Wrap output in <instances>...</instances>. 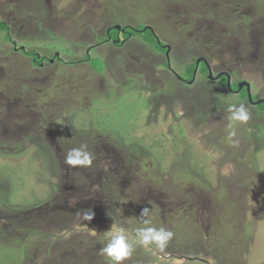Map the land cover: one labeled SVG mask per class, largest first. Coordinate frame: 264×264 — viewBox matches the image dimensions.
<instances>
[{"label": "rangeland", "instance_id": "rangeland-1", "mask_svg": "<svg viewBox=\"0 0 264 264\" xmlns=\"http://www.w3.org/2000/svg\"><path fill=\"white\" fill-rule=\"evenodd\" d=\"M0 20V264H111L105 232L134 241L144 208L174 237L124 264H264L263 106L196 63L264 100V0H0ZM116 25L150 26L169 54L108 40ZM81 145L91 166L66 165Z\"/></svg>", "mask_w": 264, "mask_h": 264}, {"label": "clouds", "instance_id": "clouds-1", "mask_svg": "<svg viewBox=\"0 0 264 264\" xmlns=\"http://www.w3.org/2000/svg\"><path fill=\"white\" fill-rule=\"evenodd\" d=\"M229 129L228 140L233 144L236 141L233 139L236 136L235 125L247 124L250 120V113L243 102L231 103L227 106ZM93 161L92 154L87 151V145H81L78 148H72L68 151L64 158V163L70 167L91 166ZM151 210L144 208L140 217V226L134 229V241L128 235V229L123 226H117L114 222L109 231L105 232L107 243L99 250V254L105 257L111 264H124L135 251V245L145 248L155 246L156 249L164 251L174 237V233L166 227H155L152 225L150 218ZM80 217L82 224L74 226L76 231L88 229L84 221L91 222L95 218L93 210H83L75 214ZM108 215L111 217L110 213ZM112 218V217H111Z\"/></svg>", "mask_w": 264, "mask_h": 264}, {"label": "trees", "instance_id": "trees-1", "mask_svg": "<svg viewBox=\"0 0 264 264\" xmlns=\"http://www.w3.org/2000/svg\"><path fill=\"white\" fill-rule=\"evenodd\" d=\"M146 27L147 26H145V25H139L136 28L129 27V26H122V28L125 29L128 33H130L131 36L139 35L143 39V41H145L147 44L151 45L157 51L164 52L165 49H163V47H162L163 43L162 42L158 43V38H156L151 33V31L149 29H146ZM114 29H115L114 27H110V31H112ZM0 30H2L3 32L6 33L7 39L10 38L9 34H8L9 27L2 20H0ZM128 33H126V34H128ZM117 34H118V31H117ZM143 35H146V38L145 37L143 38ZM125 36L127 37V35H125ZM107 37H108V35H107ZM112 39H115V38L112 37ZM25 54L28 56H31L34 64L37 66H41L42 61L45 59V57L38 55V53L36 51H33V50L26 51ZM57 58H59V57H57ZM90 60H91L90 55L86 54L84 61L87 63H90ZM190 65L195 66V63L190 64ZM190 65H188V66H190ZM202 66L206 69V67L203 64H202ZM205 72L207 73V70H205ZM206 73H203V74H206ZM222 87H226V85H222ZM242 95H243V96H241L242 98L246 97L245 92H243ZM262 108H264V106Z\"/></svg>", "mask_w": 264, "mask_h": 264}, {"label": "flooded vegetation", "instance_id": "flooded-vegetation-1", "mask_svg": "<svg viewBox=\"0 0 264 264\" xmlns=\"http://www.w3.org/2000/svg\"><path fill=\"white\" fill-rule=\"evenodd\" d=\"M109 32H110V30L106 32L107 35H108L107 39H108V40H111L112 42H118V40H119V44H122L123 41H125L127 37H130V36H131L130 33H128L126 30H125V31H121V30H120V31H118V38H117V39H112V37L109 36ZM126 33H128V34H126ZM122 34L127 35V37L124 38V39L121 38L120 35H122ZM104 41H105V40H104ZM160 42H161V41H160ZM162 47H164V44L162 45ZM166 52H167V50L165 49V53H166ZM166 55H167V53H166ZM203 59H205V58H203ZM205 61H206V63L203 62V61H201V62L199 63V66H198V67H200L201 64H203V65L206 67V70H207V73H206V74H207V76H208L209 71L212 72V69H211V66H210V64L207 62L206 59H205ZM196 62H197V61H196ZM195 65H196V63H195ZM198 70H199V68H198ZM198 70L196 71V74L198 73ZM219 74H220V73H219ZM219 74H217V75H219ZM194 77H195V76H194ZM222 77L225 79V83H226V88H227V89L230 88V89H229L230 91H232L233 93H237L239 96H242L243 92H245V94H246V97H245V98L248 99V93H247L246 86H244L240 91H238V84L241 83V82H245V81H235V82H231V78H230V76H229L227 73L221 75V76L217 79V81H220V80L222 79ZM213 79H216V77L214 76ZM181 80H182V79H181ZM182 81H184V82H188V80L186 81V80H184V79H183ZM227 82L230 83V87H228ZM221 87H222V86H221ZM251 96H252V100H253V101H250V100L248 99V102H250L251 104H253V105H255V106L259 107V108H260L261 105L264 106V103L256 104V102L258 101L257 98L255 99V98L253 97L252 94H251ZM259 101H260V100H259ZM260 109H261V108H260ZM261 110L264 111V108H262Z\"/></svg>", "mask_w": 264, "mask_h": 264}, {"label": "water", "instance_id": "water-1", "mask_svg": "<svg viewBox=\"0 0 264 264\" xmlns=\"http://www.w3.org/2000/svg\"><path fill=\"white\" fill-rule=\"evenodd\" d=\"M114 28L116 30H118V31H120V30L121 31H125V29H123L120 25H116ZM146 29H149L150 31L153 30L150 26H147ZM158 41H160V40H158ZM118 42H119V40H118ZM164 47L167 49V52L166 53L168 55L169 54L170 47L168 45H165ZM201 61H203V62L206 63L205 59H203V58H199L196 63L199 65V63ZM169 68H171L170 65H169ZM223 74H226V73H220L219 75L216 76V79H218ZM208 78L209 79H213L214 78L213 73L211 71H209V73H208ZM244 86H246V89H247L248 99L250 101H253L252 100V96H251V89H250V84L249 83H247V82H241V83H239L238 84V91H240ZM228 87H230V83H228ZM259 103H264V100H260V101L258 100L256 102V104H259Z\"/></svg>", "mask_w": 264, "mask_h": 264}]
</instances>
